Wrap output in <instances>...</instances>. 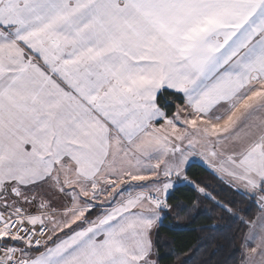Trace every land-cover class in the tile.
<instances>
[{"label": "snow or ice", "instance_id": "obj_1", "mask_svg": "<svg viewBox=\"0 0 264 264\" xmlns=\"http://www.w3.org/2000/svg\"><path fill=\"white\" fill-rule=\"evenodd\" d=\"M197 159L264 264V0H0V264H159Z\"/></svg>", "mask_w": 264, "mask_h": 264}, {"label": "trees", "instance_id": "obj_2", "mask_svg": "<svg viewBox=\"0 0 264 264\" xmlns=\"http://www.w3.org/2000/svg\"><path fill=\"white\" fill-rule=\"evenodd\" d=\"M167 108L174 111L171 103ZM189 179L207 186L218 200L233 207L235 215L222 211L192 185H179L180 190L170 196L173 210L153 235L159 264H242L239 243L247 231L242 220H255L260 214L258 205L201 163H193Z\"/></svg>", "mask_w": 264, "mask_h": 264}, {"label": "rangeland", "instance_id": "obj_3", "mask_svg": "<svg viewBox=\"0 0 264 264\" xmlns=\"http://www.w3.org/2000/svg\"><path fill=\"white\" fill-rule=\"evenodd\" d=\"M197 160H199V159H197ZM246 233H247V231L245 232V234L243 235V237H242V239H241V241L239 243V246H240V248L242 250L243 260H244V254H245V246H246V240H245ZM243 260H242V264H243Z\"/></svg>", "mask_w": 264, "mask_h": 264}, {"label": "crops", "instance_id": "obj_4", "mask_svg": "<svg viewBox=\"0 0 264 264\" xmlns=\"http://www.w3.org/2000/svg\"><path fill=\"white\" fill-rule=\"evenodd\" d=\"M195 162L203 164L200 160H195ZM195 162H194V163H195ZM203 165L206 166L205 164H203ZM206 167H207V166H206ZM207 168H208V167H207ZM208 169H210V168H208ZM210 170H211V169H210ZM258 216H259V215H258ZM258 216H257V217H258ZM255 220H256V219H255ZM154 233H155V232H154ZM153 235H154V234H153Z\"/></svg>", "mask_w": 264, "mask_h": 264}]
</instances>
